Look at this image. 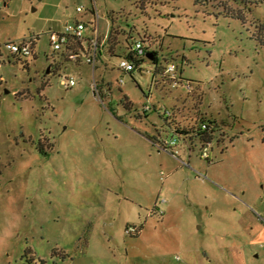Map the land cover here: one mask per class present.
<instances>
[{"label":"rangeland","instance_id":"1","mask_svg":"<svg viewBox=\"0 0 264 264\" xmlns=\"http://www.w3.org/2000/svg\"><path fill=\"white\" fill-rule=\"evenodd\" d=\"M246 1L0 0V264H264V4ZM93 2L101 32L117 15L158 65L92 72L54 54L48 34ZM29 40L28 58L5 49ZM170 64L182 82L153 84ZM172 140L174 157L151 144Z\"/></svg>","mask_w":264,"mask_h":264},{"label":"built area","instance_id":"2","mask_svg":"<svg viewBox=\"0 0 264 264\" xmlns=\"http://www.w3.org/2000/svg\"><path fill=\"white\" fill-rule=\"evenodd\" d=\"M90 11L94 13L97 17L95 3ZM89 10H85L83 7H76V13L85 14ZM108 33L101 34L94 25L89 24L83 20H77L72 23H67L59 32H51L48 34V43L54 54H59L65 56L67 62H80L90 66L92 69H96L98 64L104 63V70L109 68L110 70L117 69L121 72L131 74L139 65H135L134 60H147L146 55L151 52L148 50V47L144 46V42L137 39H132L130 46L125 50L132 55L134 60H131L125 56L113 57L106 53ZM34 40L22 41L19 44L16 43H7L5 44L6 51L15 57L19 58H28L33 54ZM116 62H112V60ZM105 61V62H104ZM106 61L110 62L106 63ZM151 62V61H149ZM158 67V66H157ZM162 72H156L155 76L152 79L153 84L158 83V80L164 81L168 80L171 87L178 86L179 82H182L180 75L176 72V67L173 64L168 65L167 67L159 66ZM117 85H122V80H117ZM60 84L65 89H70L76 85V82L73 77L67 78L64 77L61 79ZM91 91L93 95H96L98 100L101 103H104V98L110 95V87L100 83L98 80L93 79L91 84ZM103 93V94H102ZM150 110L149 105L143 107V112ZM162 116L169 118L171 116V111H164ZM213 126L211 124L202 123L198 126L197 132L210 134ZM176 143L174 140L169 141L168 143H163L158 148L160 150L166 151L167 148L175 146ZM211 146V141H205L201 146L200 156L203 159H208L207 150ZM161 213V212H160ZM162 214V213H161ZM135 228L129 227L126 228V234H134ZM176 260H180L179 257H176Z\"/></svg>","mask_w":264,"mask_h":264},{"label":"trees","instance_id":"3","mask_svg":"<svg viewBox=\"0 0 264 264\" xmlns=\"http://www.w3.org/2000/svg\"><path fill=\"white\" fill-rule=\"evenodd\" d=\"M197 2L200 0H196ZM250 1H246L243 0V8L245 9V11H250V8L248 7L247 3H249ZM144 3V0L142 2V4ZM251 3V2H250ZM258 5L259 4H264V0H257L256 2ZM141 8V7H140ZM142 9V8H141ZM119 15V14H118ZM231 16L232 18H236L239 19L243 22H245V12L243 11V16L241 14H239V12L233 13V12H229L228 15L226 14V16ZM109 22H110V26H109V33H108V41H107V47H106V53L109 54L110 56L113 57H121V56H125L131 60H134V58H132V55L129 54L127 51H125L129 46H130V40H131V35L129 31H125L123 29H121L118 25H117V15H114L112 13H108L107 14ZM120 36H127L125 39L126 42V46L127 48H125V50H123L122 46L120 45V41H119V37ZM253 38H255L259 44H261L262 46H264V23L263 24H258L255 27V31L252 34ZM32 47H34V44L32 45ZM152 55L153 60L151 61L153 64L158 65V56L157 53L155 51H151L148 52ZM65 57V56H64ZM145 60H134L135 65H139L141 62H143ZM159 67V66H158ZM158 67L155 68V70L158 69Z\"/></svg>","mask_w":264,"mask_h":264},{"label":"crops","instance_id":"4","mask_svg":"<svg viewBox=\"0 0 264 264\" xmlns=\"http://www.w3.org/2000/svg\"><path fill=\"white\" fill-rule=\"evenodd\" d=\"M91 9V8H90ZM90 9H89V12H87V13H85V14H78V15H85V17H87L86 18V21L85 22H87V23H89V24H92V25H94L96 28H98V30H99V32L101 33V34H103V33H105L106 31H109V26H110V24H108V27H107V29H106V31L105 32H101L100 31V29H99V20H102V17L100 18V16H95L94 15V13H92L91 11H90ZM98 15V14H97ZM77 20H82V19H78V18H74L73 19V22L74 21H77ZM84 21V20H83ZM67 24V23H66ZM65 25V24H64ZM68 63H71V62H68ZM91 68V67H90ZM92 69V68H91ZM100 69H99V66H97V68L96 69H92V72H97V71H99ZM100 72H101V70H100ZM179 74V73H178ZM98 77V81L100 82V83H102V84H104V85H108L109 87H110V92L112 91V83H111V81H105L102 77H101V75H98L97 76ZM181 77H182V75H181ZM94 79H95V77H94ZM157 84V83H156ZM155 84V85H156ZM111 94V93H110ZM162 115V114H161ZM165 117V116H164ZM166 118V117H165ZM166 119H169V118H166ZM171 119H172V123L169 125V131H171L172 133H174V134H176V135H178V136H180V137H183L184 138V142L187 144V148H188V151H190L191 150V147L190 146H192L193 145V143H192V141H193V139H194V137L193 136H191L190 134H188V133H185V132H183V130L185 129V127H187V126H182V123L181 122H176L175 121V119L174 118H172L171 117ZM187 129H190L189 127L187 128ZM156 132H157V130H156ZM183 132V133H182ZM199 134H201V135H204L203 137H202V139H201V136L200 137H198L197 139L199 140V143H200V146H202L204 143H205V141H211V143H212V139L211 138H205V134L206 133H200L199 132ZM208 137H210V136H208ZM163 143L164 142H162V144L161 143H159V142H152L151 141V144L152 145H155L156 146V148L157 147H159L160 145H163ZM176 146V145H175ZM175 146H173V147H175ZM211 147V146H210ZM167 151H169L170 152V154L174 157V154H172L171 152H172V147H170V148H167V150L165 151V152H167Z\"/></svg>","mask_w":264,"mask_h":264},{"label":"water","instance_id":"5","mask_svg":"<svg viewBox=\"0 0 264 264\" xmlns=\"http://www.w3.org/2000/svg\"><path fill=\"white\" fill-rule=\"evenodd\" d=\"M146 58L149 60V61H152L153 60V57H152V55L151 54H147L146 55ZM49 72V67H47V69H46V74Z\"/></svg>","mask_w":264,"mask_h":264}]
</instances>
